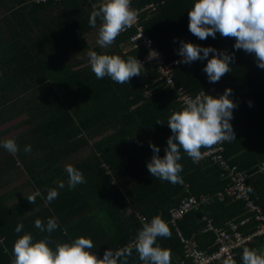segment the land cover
<instances>
[{"label":"trees","instance_id":"trees-1","mask_svg":"<svg viewBox=\"0 0 264 264\" xmlns=\"http://www.w3.org/2000/svg\"><path fill=\"white\" fill-rule=\"evenodd\" d=\"M101 1L0 0V142L13 138L20 147L16 155L0 147V264H10L18 236L31 233L41 239L48 235L35 227L36 219L45 224L50 217L57 219L53 241L81 235L91 238L93 251L102 258L105 250H119L134 240L141 218L150 221L160 215L168 221L171 208L190 194L217 193L233 182L219 164L209 159L194 163L182 149V184L151 176L149 142L159 147L161 157L165 155L167 138L172 135L168 117L183 106L176 102L175 91L162 86L156 88L152 100L144 99L143 84L158 77L155 65L142 68L141 76L126 84L95 77L89 50L124 59H138L145 53L143 47L126 45L132 30L120 33L106 48L89 41L88 34L100 25L98 18L97 27H91L89 17ZM193 4L194 0L133 1L136 9L143 10L142 23L166 62L175 60L181 40L234 54L231 72L218 82L210 83L203 71L207 59L177 65L174 82L193 97L202 91L219 97L232 89L229 99L237 107L230 123L236 139L225 141L224 157L250 173L251 194L264 211V172L259 169L264 148L252 127L254 112L264 116V69L257 66L254 54L234 49L235 38L219 33L215 39L190 36L188 10ZM25 145H31V153L24 152ZM68 164L82 171L86 183L68 188ZM57 181L65 187L58 188ZM49 188H57L59 196L46 203ZM37 189L41 195L31 204L27 197ZM205 215L218 226L250 218L241 226L247 234L257 226L244 200L217 198L201 210L190 211L179 221L182 233L209 253L217 249L216 236L202 230ZM19 223L24 228L16 233ZM169 228L171 238H158L157 243L171 251V264H180L185 245L171 224ZM259 242L248 248L256 249ZM242 252L235 264H242ZM128 264H142L135 250Z\"/></svg>","mask_w":264,"mask_h":264},{"label":"clouds","instance_id":"clouds-1","mask_svg":"<svg viewBox=\"0 0 264 264\" xmlns=\"http://www.w3.org/2000/svg\"><path fill=\"white\" fill-rule=\"evenodd\" d=\"M98 18L97 43L106 48L115 42L120 33L132 27L137 13L131 7V0H103L99 8L91 12L89 25L97 27ZM188 21V30L200 40L208 37L215 39L217 33L224 38H235L234 49L254 54L257 66L264 69V0H194L188 10ZM179 43L177 54L183 59L177 63L190 65L207 59L203 71L210 83L220 81L231 72L230 62L234 60V54L183 40ZM210 53L213 54L211 58ZM87 56L97 79L109 77L117 84H126L131 78L141 76L144 68L136 56L124 59L119 55L98 54L94 50H89ZM231 93L232 89L227 88L222 95L214 97L202 91L195 98L187 99L179 110L172 111L167 120L172 135L167 138L165 155L161 157L159 147L149 142L153 155L147 162V169L152 177L174 185L182 184L181 149L196 163L202 157V148L210 150L220 142L236 139L230 121L237 105L229 99ZM156 123L163 125L159 121ZM0 147L12 155L20 151L13 138L0 142ZM23 150L31 153V145H25ZM65 170L69 189L86 183L82 171L72 164L66 165ZM56 183L60 189L65 187L63 181ZM46 191V203L59 196L57 188ZM40 195L37 189L27 200L34 204ZM141 225L129 245L116 251L109 248L99 258L93 251L95 245L91 238L81 235L64 242L53 241L51 234L59 228L57 219L50 217L46 224L36 219L35 227L48 235L41 239H35L31 233L18 236L13 242L10 264H128L133 250L138 253L142 264H171V251L157 243L158 238H171L169 225L160 215L153 216L150 221L146 217L141 218ZM23 228L24 225L19 223L15 232L21 233ZM64 234L67 235V232ZM241 259L242 264H264V251L245 247ZM221 264H235V261L229 255L221 260Z\"/></svg>","mask_w":264,"mask_h":264},{"label":"built area","instance_id":"built-area-1","mask_svg":"<svg viewBox=\"0 0 264 264\" xmlns=\"http://www.w3.org/2000/svg\"><path fill=\"white\" fill-rule=\"evenodd\" d=\"M133 1L134 0H131V7L136 11L137 19L132 27L126 30L133 31L127 43L132 47H143L145 49V53L138 58L144 67L155 65L158 69V77L151 83L143 84V97L146 100H152L156 88L162 86L175 91L176 102L183 106L187 99L195 98L186 90L177 88L174 82V68L181 64L177 63V61H181L183 58L177 55L174 61L168 63L160 57L159 47L156 45L155 40L151 35L146 31L145 26L142 23L143 10L136 9L133 5ZM102 2L103 0L98 6H100ZM152 8L155 9V6H152ZM189 35L194 36L191 33H189ZM224 143L225 141L220 142L213 146L212 149L204 150L202 152V157L198 162L209 159L213 164H219L233 177L232 184L226 187L225 190L218 191L217 193L200 195L190 194L187 199H183L177 206L171 208L170 218L168 221H165L169 227L170 224L173 226L182 244L185 245V254L180 264H218L223 258H226L229 255L235 261L238 257L239 250L249 247V245L256 241L264 243V211L251 194L248 182L250 173L233 166L231 162L224 157ZM259 169L264 172V162L260 164ZM187 187H189V185ZM186 191L189 193L191 192L190 190H187V188ZM228 197L247 202V207L253 211L254 219L257 222L256 229L248 234L241 230V226L247 224L250 218L244 219L241 223L235 220H230L226 225L218 226L215 224L213 217L205 215L203 217L205 222L203 230L204 232L215 233L217 249L212 253L198 249L192 240L184 237L179 221H181L190 211L201 210L205 205L210 204L217 198L226 200Z\"/></svg>","mask_w":264,"mask_h":264},{"label":"crops","instance_id":"crops-1","mask_svg":"<svg viewBox=\"0 0 264 264\" xmlns=\"http://www.w3.org/2000/svg\"><path fill=\"white\" fill-rule=\"evenodd\" d=\"M63 21V13H62V19H60V24H62L61 22ZM100 26V25H99ZM99 26L97 28H95L94 30H97L99 29ZM93 30V31H94ZM92 33V32H91ZM90 33V34H91ZM88 34V36L90 35ZM89 39V37H88ZM126 45L128 47H130L131 45L126 43ZM132 47V46H131ZM263 110H264V107H262ZM253 111H254V108L252 107ZM256 120V122L252 125V127L254 128V132H255V138H257L256 141H260L262 143V147L264 148V116L263 117H260L258 116L257 117V114H255V112L253 113V120L252 122H254ZM251 121V120H250ZM204 229V228H203ZM202 229V230H203ZM204 231V230H203ZM216 239V238H215ZM189 240H192V239H189ZM193 241V240H192ZM194 242V241H193ZM257 250L259 251H264V243L263 242H259L258 243V246L256 248ZM243 250V249H241ZM239 250V251H241Z\"/></svg>","mask_w":264,"mask_h":264},{"label":"rangeland","instance_id":"rangeland-1","mask_svg":"<svg viewBox=\"0 0 264 264\" xmlns=\"http://www.w3.org/2000/svg\"><path fill=\"white\" fill-rule=\"evenodd\" d=\"M98 31H99V29L94 30V31H92V33L88 36V37H89V41H90L92 44H96L97 41H98ZM14 122H16V120L13 121L12 123H14ZM31 188H32V187H29V189H31ZM235 261H236V260H235Z\"/></svg>","mask_w":264,"mask_h":264},{"label":"bare ground","instance_id":"bare-ground-1","mask_svg":"<svg viewBox=\"0 0 264 264\" xmlns=\"http://www.w3.org/2000/svg\"><path fill=\"white\" fill-rule=\"evenodd\" d=\"M261 206V205H260ZM251 220V219H250ZM246 233V232H245Z\"/></svg>","mask_w":264,"mask_h":264}]
</instances>
